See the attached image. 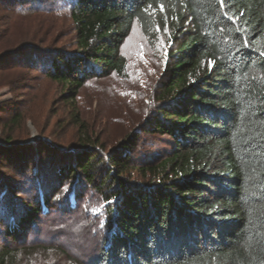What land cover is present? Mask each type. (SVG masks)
<instances>
[{
  "label": "trees",
  "instance_id": "1",
  "mask_svg": "<svg viewBox=\"0 0 264 264\" xmlns=\"http://www.w3.org/2000/svg\"><path fill=\"white\" fill-rule=\"evenodd\" d=\"M0 2L22 14L69 16L75 49L35 56L72 98L91 79L124 73L121 48L135 22L148 38L168 40L142 131L168 136L169 156L137 168L130 159L137 138L127 136L102 158L97 142L82 134L72 163L56 171L61 183L82 177L107 203L92 264H264V0H53L48 8L43 1L34 8L26 7L30 0ZM76 125L83 128L79 119ZM6 139V153L28 146ZM100 165L107 171L99 178ZM31 170L24 166L22 180L0 183V226L12 243L51 207L63 217L77 209L61 204L46 173L30 177ZM36 250L46 249L3 244L0 264H18L20 253Z\"/></svg>",
  "mask_w": 264,
  "mask_h": 264
},
{
  "label": "rangeland",
  "instance_id": "2",
  "mask_svg": "<svg viewBox=\"0 0 264 264\" xmlns=\"http://www.w3.org/2000/svg\"><path fill=\"white\" fill-rule=\"evenodd\" d=\"M38 1H43L44 8H48L53 0H30L31 6L26 7L34 8ZM1 4L0 183L22 180L17 173L31 165L30 177L46 173L44 178L51 184L54 182V193H58L61 204L66 209L68 204L77 209L63 217L58 208L51 207L48 214L39 216L35 228L34 225L28 228V235L26 231L20 234L17 243L4 239L5 230L0 226V247L6 244L9 249H46L32 251L30 255L20 253L18 264H92L104 234L101 224L104 225L108 215L107 203L102 202L82 177L77 182L61 183L55 176L56 171L67 162L72 163L73 151L81 146L82 134L97 142L95 149L102 158L117 149L127 136L132 140L137 138L130 158L131 165L137 168L147 169L169 156L173 147L168 136L142 131V125L155 107L168 40L160 33L148 38L135 22L121 48L126 62L124 73L91 79L72 98L69 87L45 75L43 68L47 69V65L35 56L42 50L67 53L75 49V33L69 16L46 10L23 13L25 16L17 6ZM76 114L83 128L76 125ZM6 138L28 146L12 148L6 153L7 148L2 144ZM105 170L98 166L99 178ZM134 175L137 182L143 181ZM27 199L24 195L23 200ZM60 251L70 258H65Z\"/></svg>",
  "mask_w": 264,
  "mask_h": 264
},
{
  "label": "snow or ice",
  "instance_id": "3",
  "mask_svg": "<svg viewBox=\"0 0 264 264\" xmlns=\"http://www.w3.org/2000/svg\"><path fill=\"white\" fill-rule=\"evenodd\" d=\"M220 3H221V6H223V4H224V0H220ZM233 22L235 23V20H233ZM158 31H159V29H157ZM103 225L101 224V227H102ZM76 230H78V228L76 229Z\"/></svg>",
  "mask_w": 264,
  "mask_h": 264
},
{
  "label": "clouds",
  "instance_id": "4",
  "mask_svg": "<svg viewBox=\"0 0 264 264\" xmlns=\"http://www.w3.org/2000/svg\"><path fill=\"white\" fill-rule=\"evenodd\" d=\"M68 9H65V11H67Z\"/></svg>",
  "mask_w": 264,
  "mask_h": 264
}]
</instances>
